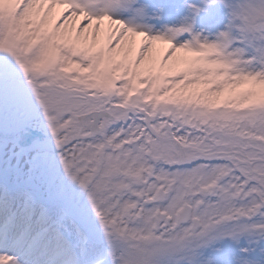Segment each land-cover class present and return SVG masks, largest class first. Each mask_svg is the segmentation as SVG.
I'll return each mask as SVG.
<instances>
[{"label":"snow or ice","instance_id":"obj_1","mask_svg":"<svg viewBox=\"0 0 264 264\" xmlns=\"http://www.w3.org/2000/svg\"><path fill=\"white\" fill-rule=\"evenodd\" d=\"M0 264H264V0H0Z\"/></svg>","mask_w":264,"mask_h":264}]
</instances>
